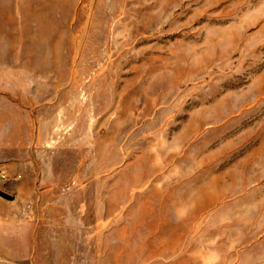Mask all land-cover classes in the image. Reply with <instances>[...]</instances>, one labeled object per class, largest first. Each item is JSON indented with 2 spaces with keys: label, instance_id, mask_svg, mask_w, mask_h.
<instances>
[{
  "label": "rangeland",
  "instance_id": "rangeland-1",
  "mask_svg": "<svg viewBox=\"0 0 264 264\" xmlns=\"http://www.w3.org/2000/svg\"><path fill=\"white\" fill-rule=\"evenodd\" d=\"M0 168V264H264V0H0Z\"/></svg>",
  "mask_w": 264,
  "mask_h": 264
},
{
  "label": "crops",
  "instance_id": "crops-1",
  "mask_svg": "<svg viewBox=\"0 0 264 264\" xmlns=\"http://www.w3.org/2000/svg\"><path fill=\"white\" fill-rule=\"evenodd\" d=\"M36 145V148H38L37 149V153H38V155L40 156V155H44L45 154V150H43V148H42V146H41V144H40V140H39V137L37 138V142L35 143ZM44 144H46L45 142H44ZM8 156H10V154H8ZM45 162V161H44ZM43 161H42V163H44ZM7 174V173H6ZM53 176H54V174H53V172H47V171H45V172H42L41 173V177H43L44 179H50V178H52L53 179ZM17 178H20V176L19 177H17ZM55 187V186H54ZM54 187H51V190L52 189H54ZM16 189L18 190V188L16 187ZM55 196H58V195H51V198H56ZM54 201H55V199H54Z\"/></svg>",
  "mask_w": 264,
  "mask_h": 264
},
{
  "label": "built area",
  "instance_id": "built-area-1",
  "mask_svg": "<svg viewBox=\"0 0 264 264\" xmlns=\"http://www.w3.org/2000/svg\"><path fill=\"white\" fill-rule=\"evenodd\" d=\"M8 181L7 174L3 170V168H0V188ZM1 192V190H0Z\"/></svg>",
  "mask_w": 264,
  "mask_h": 264
},
{
  "label": "water",
  "instance_id": "water-1",
  "mask_svg": "<svg viewBox=\"0 0 264 264\" xmlns=\"http://www.w3.org/2000/svg\"><path fill=\"white\" fill-rule=\"evenodd\" d=\"M0 196L4 197V198H9L7 195H5L4 193L0 192Z\"/></svg>",
  "mask_w": 264,
  "mask_h": 264
}]
</instances>
